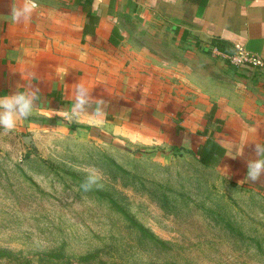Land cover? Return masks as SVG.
Wrapping results in <instances>:
<instances>
[{
    "label": "crops",
    "instance_id": "1",
    "mask_svg": "<svg viewBox=\"0 0 264 264\" xmlns=\"http://www.w3.org/2000/svg\"><path fill=\"white\" fill-rule=\"evenodd\" d=\"M22 3L0 0V95L36 90L32 115L52 116L70 111L83 84L106 114L75 122L165 141L209 165L264 158L254 150L264 144V0H37L31 21L17 23ZM215 38L263 65H232ZM32 115L17 122H38Z\"/></svg>",
    "mask_w": 264,
    "mask_h": 264
},
{
    "label": "rangeland",
    "instance_id": "2",
    "mask_svg": "<svg viewBox=\"0 0 264 264\" xmlns=\"http://www.w3.org/2000/svg\"><path fill=\"white\" fill-rule=\"evenodd\" d=\"M32 117L0 129V264H264V176L242 183L256 155L204 165L110 124Z\"/></svg>",
    "mask_w": 264,
    "mask_h": 264
},
{
    "label": "clouds",
    "instance_id": "3",
    "mask_svg": "<svg viewBox=\"0 0 264 264\" xmlns=\"http://www.w3.org/2000/svg\"><path fill=\"white\" fill-rule=\"evenodd\" d=\"M95 7V5H94ZM38 8L37 0H23V3L11 9L12 19L17 23L30 22L35 10ZM40 97L36 90L14 91L11 94L0 95V129L11 131L16 128L18 119H28L37 107ZM85 112H93L97 118L105 116V106L101 104L94 107L90 99L89 89L83 84L75 89V101L70 111L59 110L53 112L69 121H78ZM255 152L264 156V144H256ZM227 175V174H226ZM264 176V158H257L247 162V174L243 182L255 183ZM101 175L95 170L90 171L87 179L80 185L84 192L100 187Z\"/></svg>",
    "mask_w": 264,
    "mask_h": 264
},
{
    "label": "trees",
    "instance_id": "4",
    "mask_svg": "<svg viewBox=\"0 0 264 264\" xmlns=\"http://www.w3.org/2000/svg\"><path fill=\"white\" fill-rule=\"evenodd\" d=\"M187 1H190V2H192V3H194V4H202L203 2H204V0H187ZM89 2H91V0H89ZM212 43L217 47V49L220 51V52H222V53H224V54H228V55H231V54H233L234 52H235V47L233 46V44L232 43H230V42H228V41H226V40H223V39H220V38H215V39H213L212 40ZM3 92L2 91H0V94H2ZM57 94L58 93H51L50 94V96L51 95H56L57 96ZM216 122H218V124H219V129H221L222 128V125H223V122L221 121V120H216ZM208 125H209V121H208ZM199 161L200 162H202V163H204V164H206V165H209V162H205L204 160H203V158H202V156L200 155V159H199ZM138 227H139V229L142 231V235L143 236H146V237H150V236H152V234H150V232L144 227V226H140V225H138ZM6 253H7V251H1L0 250V257H2V256H4V255H6ZM61 253H53V254H50V256L51 257H56V258H59V257H61V255H60ZM93 255L92 254H88V255H85V256H83L81 259L83 260V261H90V260H92L93 259Z\"/></svg>",
    "mask_w": 264,
    "mask_h": 264
},
{
    "label": "built area",
    "instance_id": "5",
    "mask_svg": "<svg viewBox=\"0 0 264 264\" xmlns=\"http://www.w3.org/2000/svg\"><path fill=\"white\" fill-rule=\"evenodd\" d=\"M229 61L234 66H240L244 63H251L253 66H262V61L255 55L246 50L235 51L230 55Z\"/></svg>",
    "mask_w": 264,
    "mask_h": 264
}]
</instances>
